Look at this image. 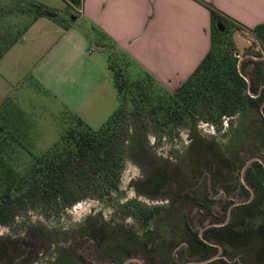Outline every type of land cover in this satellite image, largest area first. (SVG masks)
<instances>
[{"label": "rangeland", "instance_id": "rangeland-1", "mask_svg": "<svg viewBox=\"0 0 264 264\" xmlns=\"http://www.w3.org/2000/svg\"><path fill=\"white\" fill-rule=\"evenodd\" d=\"M67 6L64 0H0L2 35L12 26L9 34L15 42L0 61V193L7 188V173L22 176L34 157L56 148L66 131L78 127L73 113L65 112L69 111L67 98L61 92L74 71L86 65L78 59V49H69L65 43L55 49V43L41 40L46 31L36 36L27 33L35 16L47 10L56 12V18H47L51 21L72 22L79 7ZM75 29L82 33L91 27L79 21ZM225 30L214 59L217 64L227 52L238 59L241 56L230 27ZM95 36L86 57L100 55L97 46L106 44L99 34ZM103 55L109 66L111 59L115 68L123 70L127 82L144 80L122 54L107 49ZM227 59L229 64L234 62V58ZM228 63L219 67L220 74ZM111 81L114 94L105 88V93L93 97L96 106L86 113L93 130L102 128L119 109L113 73ZM179 88L165 89L171 93L169 98L158 87L146 92V97L141 93L139 97L136 90L128 92L129 98L123 95L127 104H121L114 124L129 128L132 139L119 192L71 208L52 203L22 210L12 226H0V264H122L132 252L145 253V247L150 249L158 242H154L155 234L143 238L146 232L159 233L162 239L171 237L167 264H264V187L252 181L253 191L246 193L250 202L232 212L226 207L230 200L246 202L240 182L250 183L256 169L263 167L251 161L264 162L261 115L242 108L234 118L219 117L218 112L211 116L202 100L210 92L203 89L198 98L183 101L175 99ZM111 98L116 102L113 111L109 110ZM8 105L14 112L2 110ZM218 108L216 104L211 107ZM181 109L183 120L175 119L174 112L183 114ZM152 110L156 114H149ZM154 209L158 213L145 225V215ZM213 211L221 219L216 220ZM225 220V227L201 232L213 222L223 226ZM177 235L182 240L174 243ZM154 250L148 253L150 259L158 260L160 251ZM215 254L223 258L204 263Z\"/></svg>", "mask_w": 264, "mask_h": 264}, {"label": "crops", "instance_id": "crops-1", "mask_svg": "<svg viewBox=\"0 0 264 264\" xmlns=\"http://www.w3.org/2000/svg\"><path fill=\"white\" fill-rule=\"evenodd\" d=\"M210 8L224 18L233 37L239 29L253 30L264 25V0H82L72 22L59 24L47 19L55 17L40 15L27 33L36 36L46 31L41 40L55 43V49L62 43L74 51L78 49L77 55L81 56L77 57L86 67L74 71L61 92L66 95L68 110L93 129L92 119L86 116L96 106L93 97L105 93V88L114 94L112 71L103 46L111 45L122 54L134 65L137 75L148 74L164 89L176 90L194 74L212 48ZM79 21L87 22L90 32H77ZM97 34L106 44L97 46L100 55L86 57ZM240 55L247 61L248 77L258 82V95L261 94L264 59L251 48ZM114 106L116 102L112 100L109 110L113 111Z\"/></svg>", "mask_w": 264, "mask_h": 264}, {"label": "trees", "instance_id": "trees-1", "mask_svg": "<svg viewBox=\"0 0 264 264\" xmlns=\"http://www.w3.org/2000/svg\"><path fill=\"white\" fill-rule=\"evenodd\" d=\"M64 1L68 8H80L82 5V0ZM39 8L42 9V7ZM47 11L51 13L50 10ZM210 11L213 21L212 48L194 74L175 92V99L187 101L192 98L194 100L201 96L205 89L211 96L204 95L202 99L205 102L204 110L211 116L215 115L213 112H218L219 117L234 118L242 108H245L252 115L258 112L264 124V107L263 111L261 110L264 104V91L260 96L253 97L258 94L259 84L248 77L245 71L247 61L243 60L239 68L240 59L236 58L234 53L227 52L219 64L214 62L215 55L221 49V42L223 43L222 40L226 35V30L222 32L219 28L217 29V26L221 24L226 29L227 23L214 8H210ZM37 17L35 16V19ZM65 27L67 28L68 25ZM263 29L264 25H261L251 32L264 47V33L261 32ZM1 31L2 27H0V61L15 45L9 34L12 26L7 28L5 35H2ZM103 48L112 49L111 45H104ZM228 57L231 60L234 58V62L229 64ZM226 61L227 69L220 74L219 67L222 68ZM109 62L118 92L119 109L99 130H93L81 118L73 114L78 127L66 131L56 148L41 157H34L26 166L28 167L26 172L18 178L12 176L11 170L8 171L10 173L5 175L7 188L0 193V226H12L22 210L34 209L40 204L55 203L58 207L65 209L86 200L111 198L114 193L119 192L125 158L130 150L127 145L132 139L129 128H116L114 124L115 118L122 109L121 104H127L123 95L129 98L128 92L136 90L139 92V97H142L141 94L146 97V92L157 90V87L167 98L171 96V93L148 74L143 75L144 80L127 82L124 79L123 70L115 68L111 59ZM251 62L256 65V62ZM246 79L251 81L250 87ZM198 83L200 85H197ZM132 100L134 102V99ZM214 104L219 107L218 111L211 109ZM2 110L6 113L14 112L11 105L4 106ZM157 110L163 111L162 108ZM65 112L73 116L71 112ZM156 112L152 110L149 114L154 115ZM182 112L183 114L174 112L175 119L183 120L185 113L184 110ZM158 211L159 209H154L145 215L144 224L148 225Z\"/></svg>", "mask_w": 264, "mask_h": 264}, {"label": "flooded vegetation", "instance_id": "flooded-vegetation-1", "mask_svg": "<svg viewBox=\"0 0 264 264\" xmlns=\"http://www.w3.org/2000/svg\"><path fill=\"white\" fill-rule=\"evenodd\" d=\"M259 57H262L264 59V57L262 55H260ZM262 93H263V91L261 92V94ZM261 94H259V95L257 94L256 96H253V97L256 98V97L260 96ZM263 107H264V104H263L262 109H261L262 111H263ZM252 160L259 161L262 164L263 167H261L260 164H258V166H260L261 169H256V174L254 175V177L252 178V180L250 181V183L244 182V185H243L240 182V186L242 188V192L244 191V195L246 196V199L247 200H246L245 203H241V204L234 203L233 201L230 200L229 203L226 204L227 206L225 205L227 207V212H230V211L232 212V210L238 209V208H240L242 206H245V205H247L250 202V196L248 197L246 195V193L249 194L250 192L253 191V187L250 185V184H252V185L254 184L252 181H254V182L257 181L258 184H261L264 187V182H263L264 181V173H263L264 172V162L262 160H260V159H253V158H251V161ZM247 164L244 166L242 172H245V169H247V166H248ZM260 180H261L262 183H260ZM245 189H246V191H245ZM194 206H195V204H194ZM227 212H226V215H227ZM212 213H213V217L214 218H217L216 220L221 219L220 216H218V215H216V213H214V211ZM183 220L185 221V223H188V219H186V218L183 217ZM226 224H227L226 220H225V223H224L223 226L222 225L221 226H217V224H215L213 222L209 226L205 227L204 231H201V232H208L210 230H218V229H221V228L225 227ZM148 234H153V235L155 234L156 235V238H155L154 242L157 241V239H158V242H156L155 244H152L150 249H148L147 247H145V251H146L145 253H141L140 251H137L135 253L132 252V254L129 255V258H127V261L131 260L128 264H167V263H169V260L167 258L168 257L167 254L168 253H166V252L169 250L168 247L170 248V245L171 244L169 243V241H171L170 240L171 237L170 238H166V239H162L159 236L160 235L159 233L146 232L144 235H142L143 238H145ZM178 239L179 240H182V239H180L179 235L175 236L173 238L174 243ZM154 242H152V243H154ZM157 244H159L160 246L157 247ZM181 245L182 246L183 245H186V243H181ZM155 247L160 251V254H159L160 256L158 255V257H157L158 260L150 259L151 256L148 254V253H151L155 249ZM172 247H174V246H172ZM178 251H179V248L177 249V252ZM171 258L174 259V256H171ZM220 258H223V257L221 255L215 254V255H213V256H211L209 258H206L205 260L208 261V263H210V262L219 260ZM210 259H213V260H210ZM172 264H177V263H173L172 262ZM181 264H199V263H198V261H187V262L181 263Z\"/></svg>", "mask_w": 264, "mask_h": 264}, {"label": "water", "instance_id": "water-1", "mask_svg": "<svg viewBox=\"0 0 264 264\" xmlns=\"http://www.w3.org/2000/svg\"><path fill=\"white\" fill-rule=\"evenodd\" d=\"M43 15H47L48 17H52V18L56 17V14H52V13H48V12H44ZM218 28L220 31H222V32L224 31V28L221 24H218ZM233 38H234L235 44H236V46L239 49V52L241 54H244L246 49H248V48H251L253 50V47L251 46V44L240 35V31L236 32ZM243 58L244 57H242V56L240 57L239 68H240V63L242 62ZM246 80H247L248 85L250 87L251 81L249 79H246ZM210 260H213V259H210ZM130 261L131 260L127 261L125 264H128ZM207 262L208 261H205L204 263H207ZM199 264H201V263H199Z\"/></svg>", "mask_w": 264, "mask_h": 264}, {"label": "built area", "instance_id": "built-area-1", "mask_svg": "<svg viewBox=\"0 0 264 264\" xmlns=\"http://www.w3.org/2000/svg\"><path fill=\"white\" fill-rule=\"evenodd\" d=\"M240 33H241V35H244L247 37V39H245V40H247L251 44V46L253 47L254 53H256V55H262L264 57V47L261 46L260 41L251 32V30L241 29Z\"/></svg>", "mask_w": 264, "mask_h": 264}]
</instances>
